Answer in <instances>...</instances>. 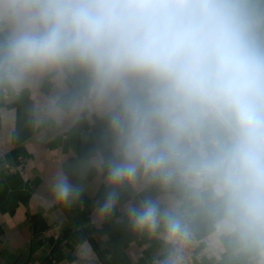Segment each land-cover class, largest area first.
<instances>
[{
    "label": "clouds",
    "instance_id": "9594fccd",
    "mask_svg": "<svg viewBox=\"0 0 264 264\" xmlns=\"http://www.w3.org/2000/svg\"><path fill=\"white\" fill-rule=\"evenodd\" d=\"M46 77L68 96L58 119L106 121L93 163L113 189L167 194L123 207L175 245L163 264H181L190 207L264 256V0H0V90ZM83 191L62 171L51 184L64 205ZM119 201L108 191L99 217Z\"/></svg>",
    "mask_w": 264,
    "mask_h": 264
},
{
    "label": "crops",
    "instance_id": "0c3cea01",
    "mask_svg": "<svg viewBox=\"0 0 264 264\" xmlns=\"http://www.w3.org/2000/svg\"><path fill=\"white\" fill-rule=\"evenodd\" d=\"M79 87L78 79L68 84ZM54 100L63 105L68 96L51 77L19 92L0 90V264H163L159 232L134 229L123 207L167 194L155 184L113 189L93 163L97 150L110 155L106 121L87 113L58 119ZM61 171L84 189L68 205L51 193ZM111 190L120 193L119 204L100 218L98 204ZM187 218L198 264H264L256 249L217 237L197 209L190 207Z\"/></svg>",
    "mask_w": 264,
    "mask_h": 264
},
{
    "label": "built area",
    "instance_id": "2783aa9c",
    "mask_svg": "<svg viewBox=\"0 0 264 264\" xmlns=\"http://www.w3.org/2000/svg\"><path fill=\"white\" fill-rule=\"evenodd\" d=\"M159 238L167 248V255L165 256V260H166L172 254L175 245L173 243L165 241L164 239L161 238L160 235ZM181 253L183 256L181 264H198L194 256V247L190 243H187L182 247ZM153 264H157V261H155Z\"/></svg>",
    "mask_w": 264,
    "mask_h": 264
}]
</instances>
